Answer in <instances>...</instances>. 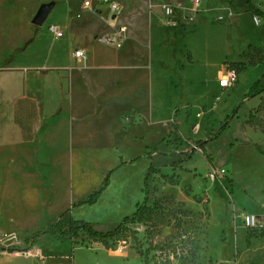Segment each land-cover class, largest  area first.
I'll use <instances>...</instances> for the list:
<instances>
[{
	"label": "rangeland",
	"instance_id": "obj_1",
	"mask_svg": "<svg viewBox=\"0 0 264 264\" xmlns=\"http://www.w3.org/2000/svg\"><path fill=\"white\" fill-rule=\"evenodd\" d=\"M231 1L235 13L223 14L221 22L216 18L224 1L208 4V28H188L176 44L164 47L162 63H156L152 48V90L150 84L131 109L127 93L114 94L106 84L96 98L85 75L80 78L83 105L98 100L93 126L85 124L91 111H82L78 98L69 110L65 98L52 125L38 122L31 108L19 109V135L0 102V246L36 257L40 264H264V220L251 229L241 219L264 208V96H249L264 74V0H246L259 13L258 25L244 0ZM37 9L21 12L18 21H31ZM65 15L59 3L41 27H33L43 42L39 48L50 49L47 27ZM64 41L61 49L71 64L76 46ZM144 44L140 51L150 52ZM234 62L238 65L229 69L235 70L237 82L220 89L222 68ZM156 77H161L157 92ZM118 96L125 106L109 107ZM131 113L141 120L129 122ZM157 119L162 138L160 126L158 131L151 126ZM88 127L98 130V139L81 138ZM119 165L95 206L72 209ZM216 170L225 175L210 181L208 174ZM68 208L103 233L131 219L101 240L81 233L74 239L40 236L29 244L32 235Z\"/></svg>",
	"mask_w": 264,
	"mask_h": 264
},
{
	"label": "crops",
	"instance_id": "obj_2",
	"mask_svg": "<svg viewBox=\"0 0 264 264\" xmlns=\"http://www.w3.org/2000/svg\"><path fill=\"white\" fill-rule=\"evenodd\" d=\"M85 1L87 0H0V94L2 96L0 102L6 109V114L13 119L12 124L17 127L19 135L23 133L21 125L16 122L19 109L31 108L38 122L51 121L50 125L56 124L53 120L59 117L65 98L69 110L75 98L79 101L82 99L80 78L83 80L84 75L96 98L98 97L97 92L104 90L100 87L108 84V87L114 90V94L121 96L127 93V106L131 109L133 101L134 103L140 101L146 92L148 93L150 84L152 90V67L148 66L150 59L152 62V48H156L153 56L156 63H162L161 54L164 47L168 44H176L177 38L184 36L188 28L195 32L206 30L209 25L208 4L214 0H204L203 5L198 0L189 1V5L186 0H111L120 7L115 17L111 14L109 7L101 4L99 0H90L96 12L84 9ZM223 1L225 6L218 9L220 14L216 18L218 22H221L219 18H222L223 14L230 16L235 13L232 1ZM195 2L198 3L195 4ZM48 3H53L54 7L63 3L66 15L62 22L55 23L63 34L62 39L54 40L47 27L52 44L46 52L44 48H39L42 47L43 42L37 31H33L31 21L28 19L20 22L18 19L19 14L27 12L29 7H33L35 11L37 7ZM167 6L173 8L175 19L178 22V25L174 27L165 25L163 9ZM141 11H145L146 15L142 16ZM234 22H236V17L230 23L234 24ZM119 26H125L127 29L126 39L120 48L107 45L101 40L97 41L99 34L102 37L112 35ZM65 38L72 41V46H76L74 51L83 50L85 52L84 59H74L72 53L70 55L71 64H68L67 57L63 54L64 50L61 49ZM96 42L101 46H98ZM146 42L149 44L150 52L143 53L140 49ZM19 49L22 51L14 54ZM13 55L14 57L11 58ZM41 55L43 59L40 58ZM172 56L175 58V54ZM7 60L8 64L3 65ZM60 61H63V64L57 65ZM237 65L238 63L235 62L226 63L219 76L230 66ZM105 73L110 75L108 80L103 75ZM160 78L156 77V92ZM141 80H143L144 87H142ZM7 83L11 85L7 86ZM214 83L216 84V80ZM118 98L113 99L109 107L112 108L115 105V107L123 108L126 103L119 96ZM96 101H93L91 106L88 105L89 107L84 106L82 101L79 102L82 111H91V117L85 122L88 126H93L98 115L95 110L99 104L98 100ZM141 118L146 121V114ZM139 120H141L140 117L138 119L133 113L130 114L129 122L136 124ZM151 126H154L157 131L160 126L159 138L165 136L162 121L157 119ZM51 129L50 127L49 131ZM86 129H88L86 133L84 129L80 133L82 139H94L95 137L98 139L97 129L92 127ZM120 167L121 165L113 169L112 174L121 169ZM141 176L143 177L142 172ZM110 185L111 180L106 190L110 188ZM124 208L125 206L122 210ZM72 218L80 220L73 216ZM0 264L40 263L36 257L21 255L8 246H0Z\"/></svg>",
	"mask_w": 264,
	"mask_h": 264
},
{
	"label": "trees",
	"instance_id": "obj_3",
	"mask_svg": "<svg viewBox=\"0 0 264 264\" xmlns=\"http://www.w3.org/2000/svg\"><path fill=\"white\" fill-rule=\"evenodd\" d=\"M246 5H247V11L249 13L252 14V16L256 17V15H259V13L254 10L246 0H244ZM262 15V14H260ZM22 49L17 50L14 54L21 52ZM14 57L11 56V58ZM8 60L4 62L3 65L8 64ZM262 81H264V74L262 76V79H260L259 81H257L255 83V85L253 86V88L251 89L249 96L251 97H255V96H259V95H263L264 96V82L262 83ZM199 151H201V153L207 158V154L205 152L204 146L203 144H200L199 146ZM152 169L151 166H149V170ZM112 171H109L102 183L100 184V186L94 190L85 200L75 204L72 206L73 208L76 207H82V206H87V207H91L94 206L98 199L100 198V196L102 195V193L107 189L108 185H109V177L112 174ZM148 173L145 174L144 176V180H146ZM226 184L229 185L230 187L233 186L231 180H225ZM258 211L255 213H249L252 214L256 217H261L264 216V208H260L257 207ZM131 218L125 217L122 222L114 229L113 232L110 233H103L100 232L98 230H96L94 228V226L86 221L83 220H75L72 218L71 216V212L70 209H67L63 212H61L60 214H58V216L52 221L49 222L45 229L37 234H34L31 239L30 242H34L36 239H38L40 236L43 235H50V236H55L61 239H74L77 238L81 233L87 235L90 239L93 240H101V239H105L107 237H109L111 234L117 232L120 227H122L125 223H127Z\"/></svg>",
	"mask_w": 264,
	"mask_h": 264
},
{
	"label": "built area",
	"instance_id": "obj_4",
	"mask_svg": "<svg viewBox=\"0 0 264 264\" xmlns=\"http://www.w3.org/2000/svg\"><path fill=\"white\" fill-rule=\"evenodd\" d=\"M101 4H105L109 7V10L111 14L114 15V17L119 13L120 7L117 3L112 2L111 0H99ZM198 2H195L197 4ZM83 8L87 9L91 12H96L95 8L92 7L91 1L87 0L83 3ZM164 16H165V25L168 27H174L178 25V22L175 19L174 11L171 6H167L163 9ZM219 20H222V18H219ZM253 22L258 25L259 20L257 17L253 18ZM48 32L52 35L54 40H60L63 38V34L61 31L58 30L57 26L55 25H49L48 26ZM126 32L127 29L125 26H119L117 30L109 36L102 37L100 40L101 42L112 45L115 48H120L123 44V42L126 39ZM73 58L77 60H82L85 58V52L83 50H76L73 52ZM237 82V74L235 70L227 68L223 74H221L218 77V86L219 88L223 90H228L234 87L235 83ZM224 170H216L211 171L208 174V179L210 181H214L215 179L224 176ZM242 223L246 228H257L264 220V216L262 217H256L252 214L245 213L242 214ZM172 258V255H171Z\"/></svg>",
	"mask_w": 264,
	"mask_h": 264
},
{
	"label": "water",
	"instance_id": "obj_5",
	"mask_svg": "<svg viewBox=\"0 0 264 264\" xmlns=\"http://www.w3.org/2000/svg\"><path fill=\"white\" fill-rule=\"evenodd\" d=\"M53 7H54L53 3L41 5L38 8L35 16L31 20V25L35 28L41 27L44 24V22L46 21L50 12L53 10Z\"/></svg>",
	"mask_w": 264,
	"mask_h": 264
}]
</instances>
